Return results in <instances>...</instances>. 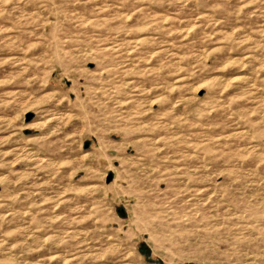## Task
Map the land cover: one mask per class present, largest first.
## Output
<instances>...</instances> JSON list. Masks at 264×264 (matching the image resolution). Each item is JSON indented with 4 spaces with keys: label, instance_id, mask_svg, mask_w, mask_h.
<instances>
[{
    "label": "rangeland",
    "instance_id": "1",
    "mask_svg": "<svg viewBox=\"0 0 264 264\" xmlns=\"http://www.w3.org/2000/svg\"><path fill=\"white\" fill-rule=\"evenodd\" d=\"M0 264H264V0H0Z\"/></svg>",
    "mask_w": 264,
    "mask_h": 264
}]
</instances>
